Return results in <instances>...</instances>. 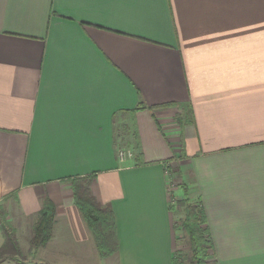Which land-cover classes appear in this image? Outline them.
Listing matches in <instances>:
<instances>
[{
  "label": "crops",
  "instance_id": "obj_1",
  "mask_svg": "<svg viewBox=\"0 0 264 264\" xmlns=\"http://www.w3.org/2000/svg\"><path fill=\"white\" fill-rule=\"evenodd\" d=\"M88 176L110 257L74 201ZM184 188L217 264H264V0H0V202L22 249L50 198L37 264H173Z\"/></svg>",
  "mask_w": 264,
  "mask_h": 264
},
{
  "label": "trees",
  "instance_id": "obj_2",
  "mask_svg": "<svg viewBox=\"0 0 264 264\" xmlns=\"http://www.w3.org/2000/svg\"><path fill=\"white\" fill-rule=\"evenodd\" d=\"M93 176L76 177L70 180L76 206L80 210L84 222L91 232L98 251L102 257H110L118 251L117 223L115 214L110 205H101L94 197L91 184ZM185 199L177 204L184 208L183 229L188 235L191 259L189 264H217L216 253L212 240L206 212L201 203L191 205L188 199V189L184 188ZM56 219V206L50 198H46L39 218L33 226L31 245L34 249L44 248L52 237ZM8 226V225H7ZM5 244L0 254L13 252L21 255L22 250L17 243L14 228H5ZM173 264H180L174 255Z\"/></svg>",
  "mask_w": 264,
  "mask_h": 264
},
{
  "label": "rangeland",
  "instance_id": "obj_3",
  "mask_svg": "<svg viewBox=\"0 0 264 264\" xmlns=\"http://www.w3.org/2000/svg\"><path fill=\"white\" fill-rule=\"evenodd\" d=\"M181 116V115H180ZM179 119V115L176 116L175 121ZM179 167V166H178ZM177 166L172 167V169L168 170V175H171L170 181H172L171 183L173 185L176 184V182L179 183V177L176 176L178 175V169ZM185 181H183L185 183V185L188 184L187 179H184ZM171 186V185H170ZM173 189V186H172ZM170 198H171V202H173L175 205L173 206V210H174V214H175V220H176V224H177V228H176V234H177V241H176V247H175V251L174 254L178 260V263L180 264H189L190 263V259L192 256L191 253V249H190V243H189V239H188V235L187 233L184 231L183 229V218L185 217L184 214V208L178 206L177 204V200L174 201L175 197H174V191L170 190ZM190 201V200H189ZM194 201V200H193ZM191 205H197L198 202L194 201V202H190ZM6 208V205L4 204V201L0 202V250L3 248L4 244H5V235H4V227L6 228H14V226L16 225H23L20 221H17L15 219V217L11 216L10 214H8ZM11 210V209H10ZM17 210V205L13 206V210L12 211H16ZM18 217V216H16ZM39 218V216H38ZM38 218L35 220V222L29 223V228L32 229V233H33V226L36 224V222L38 221ZM28 226V223H25ZM8 225V226H7ZM26 226V227H27ZM28 228V227H27ZM33 238V236H32ZM16 239H17V243L20 245V241L18 239L17 233H16ZM23 244L26 245L28 244V242L23 241ZM30 251H28V248H25L24 250L22 249V247L20 246L21 250H22V254L19 255H14L13 252H11V249L9 250V253H5V254H0V264H37V258L35 255H33L31 253V250L34 249L30 243Z\"/></svg>",
  "mask_w": 264,
  "mask_h": 264
},
{
  "label": "built area",
  "instance_id": "obj_4",
  "mask_svg": "<svg viewBox=\"0 0 264 264\" xmlns=\"http://www.w3.org/2000/svg\"><path fill=\"white\" fill-rule=\"evenodd\" d=\"M132 157V153L130 152H120L119 153V158L120 160L124 161L125 159Z\"/></svg>",
  "mask_w": 264,
  "mask_h": 264
}]
</instances>
